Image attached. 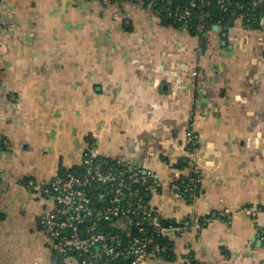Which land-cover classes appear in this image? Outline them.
Masks as SVG:
<instances>
[{
    "label": "crops",
    "instance_id": "0c3cea01",
    "mask_svg": "<svg viewBox=\"0 0 264 264\" xmlns=\"http://www.w3.org/2000/svg\"><path fill=\"white\" fill-rule=\"evenodd\" d=\"M201 42L132 2L0 0V264H58L40 230L49 201L31 184L81 165L90 140L99 158L155 175L161 219L213 217L171 236L175 261L146 264H264V19ZM190 127L194 205L173 189Z\"/></svg>",
    "mask_w": 264,
    "mask_h": 264
},
{
    "label": "built area",
    "instance_id": "2783aa9c",
    "mask_svg": "<svg viewBox=\"0 0 264 264\" xmlns=\"http://www.w3.org/2000/svg\"><path fill=\"white\" fill-rule=\"evenodd\" d=\"M101 1L132 2L149 10L156 2ZM163 1L165 6L162 10L174 24H179L181 29H188L190 23L198 19L195 30L199 35L203 33L201 19L207 18V15L203 12L193 15L192 9L198 6L196 1L189 2L185 7L178 0ZM230 1L233 0H217V5L226 11ZM235 6L241 8L238 3ZM237 18L242 21L244 14L239 13ZM186 138L188 167L183 170L173 189L178 196H184L191 201L190 205H194L198 199L194 192L196 187L182 189L181 185L185 181L184 176L189 174H195L191 181L201 183L196 162L199 136L190 127ZM6 146L7 143L0 136V164ZM79 167H82V172L69 170L46 184H31L49 201L39 223L41 233L53 251L54 262L71 260L77 264H146L152 259H161L167 251V247L161 245L158 239L202 230L199 221L192 216L181 222V226L163 225L160 216L144 203L141 196L143 189L157 191L148 186L151 173L141 174L140 168L125 166L120 162L101 163L95 141L88 144ZM244 211L256 218L261 209L245 208ZM232 213L227 210L222 215L230 218Z\"/></svg>",
    "mask_w": 264,
    "mask_h": 264
},
{
    "label": "trees",
    "instance_id": "16d2710c",
    "mask_svg": "<svg viewBox=\"0 0 264 264\" xmlns=\"http://www.w3.org/2000/svg\"><path fill=\"white\" fill-rule=\"evenodd\" d=\"M115 1V0H113ZM120 1V0H117ZM180 2L181 6L188 5L189 2L193 0H178ZM198 3V6L196 8L192 9V13L194 16L199 15V13L203 12V14L207 15V18L201 19V22L204 24V31L202 34H198V32L195 30L196 25L198 23V19L193 20L189 27L188 31L191 35L200 38L201 39V46L205 49L206 48V40H207V34L210 32H213L214 26H219L221 33H227L228 30L233 27L235 22L238 20L237 15L239 13L244 14V18L241 21L243 24V27L247 30H261L262 29V22L264 19V0H233L229 2L228 9L225 11L223 8L217 5V0H194ZM207 2L209 4H207ZM256 2H259L257 5H255ZM240 4L241 8H237L235 4ZM165 6V2L163 0H156L155 4L153 5V8L150 10L152 15L155 16L158 20L161 26L163 27H174L177 29H181L179 24H174L172 20L169 19L167 14L163 12V7ZM236 13H238L236 15ZM200 20V19H199ZM92 140L89 141L88 144H90ZM101 163H114L118 162L117 159L110 160V159H103L99 158ZM184 166V164L182 165ZM181 166V167H182ZM188 167V163L185 164L184 168L182 170L186 169ZM77 171L82 172V167H75L73 169H70V171ZM69 170H64L60 174H64ZM144 172V170L141 169V174ZM148 173V171H146ZM195 174H189L187 176H184L185 181L181 185L182 189L186 188H192L196 187L195 195L198 197L201 195V183H196L195 181H191V178L194 177ZM149 187H153L154 189H159L157 178L155 175L151 174V177L149 178ZM152 191L148 189H143V192L141 194L142 199L144 203L149 207V201H150V194ZM182 192V191H181ZM183 193V192H182ZM182 196V195H181ZM184 200L187 201L188 204L191 203L189 199L184 198ZM193 219H196L199 221V223L202 226V229L205 228L208 223L213 219L212 215L209 216H192ZM162 220L163 225H174V226H181L182 223H176L173 221H167ZM191 220V219H190ZM159 243L163 246L167 247V251L162 255L163 260L165 261H175L176 257L174 254V243L170 238H160L158 239ZM54 260V256H53ZM63 261L56 262L58 264H61ZM182 264H197V262L194 260V256L190 254L189 256H186L184 258V261Z\"/></svg>",
    "mask_w": 264,
    "mask_h": 264
},
{
    "label": "water",
    "instance_id": "95a60500",
    "mask_svg": "<svg viewBox=\"0 0 264 264\" xmlns=\"http://www.w3.org/2000/svg\"><path fill=\"white\" fill-rule=\"evenodd\" d=\"M213 29L217 31L219 29V26H215Z\"/></svg>",
    "mask_w": 264,
    "mask_h": 264
}]
</instances>
